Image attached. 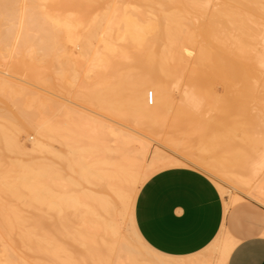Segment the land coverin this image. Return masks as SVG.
Listing matches in <instances>:
<instances>
[{
	"label": "bare ground",
	"instance_id": "1",
	"mask_svg": "<svg viewBox=\"0 0 264 264\" xmlns=\"http://www.w3.org/2000/svg\"><path fill=\"white\" fill-rule=\"evenodd\" d=\"M145 1V7L140 2L147 11L135 6L133 0L129 4L121 0L122 5L119 1L102 6L105 10L90 16L83 8L77 14L66 11L67 0H0V60L10 59L6 71L9 68L13 74H0V94L14 106L10 108L14 110L0 113L4 119L0 145L15 155L13 161L11 157V162L4 163L6 168L0 164V209L9 210L0 213V264H226L235 245L227 233L212 245L216 256L212 262L197 258L199 255L163 257L137 238L130 214L134 192L149 173L168 165L195 166L264 203V152L238 167L215 155L207 157L205 146L199 152L186 149L172 155L151 148L153 139L135 128L106 122L61 100L52 101L48 94L31 87L37 84L69 91L73 101L141 128L165 115L174 97L165 83L166 73L159 75L184 65L182 52L193 37L188 38L187 31V37H182L179 29L185 31L182 21L186 18L178 8L200 7V2ZM147 71L161 73L154 77L156 74ZM190 90L191 86L184 87V97ZM184 114L181 110L175 113ZM27 132L33 134L29 145L19 137ZM52 142L64 150L59 151ZM243 155L246 159L247 153ZM216 183L227 205L242 199ZM3 197L12 200V208L2 204ZM92 219L103 236L100 242L85 227Z\"/></svg>",
	"mask_w": 264,
	"mask_h": 264
},
{
	"label": "rangeland",
	"instance_id": "2",
	"mask_svg": "<svg viewBox=\"0 0 264 264\" xmlns=\"http://www.w3.org/2000/svg\"><path fill=\"white\" fill-rule=\"evenodd\" d=\"M114 1L115 0H67L65 4V10L68 12L71 11L73 14H77L78 10H81V8H83V10H86V13L89 11V13H91L90 16H93L98 13V11L101 12L105 10L104 7H106L107 5H112V3L114 5L115 2H117V4L119 1L121 2V0H116L115 2ZM123 1V4L128 1L129 2L126 4L130 3V0H122V2ZM134 1L135 0H133V2ZM140 1H142L143 6L145 7L147 3L145 0L135 1V6H141L142 4ZM176 1L180 2L181 0ZM198 1L200 2V7L195 8L185 6V8L182 9L180 7V4H178L179 2L176 3L179 5L178 7H180L178 8V11H180V13H182L186 18L182 21L183 25H186L185 31L183 27L180 28L181 23L179 25L180 27L178 26L180 28L179 30H181L180 32H182V37H187L189 35L188 38H191L190 36L193 35L192 38H194V42L191 43V38V44L189 43L185 47V50H183L182 52L184 57L186 58L184 60V65L170 71H162V73H153V71H147L150 72V74L148 73L149 75L153 76L154 74H156V76L154 75V77H157L159 73H161L159 75L160 77L163 76L164 73H166L167 78L165 83H167V86L169 85L171 94L174 97V101L173 103L171 102V106H168L170 111L164 113L166 117L165 115H161V118L158 116L159 119H154L156 121H153L154 123L151 122L148 125L147 122H143L144 124H146L144 125V127L142 125L144 129L141 128V125L138 126L139 124L137 126H134L135 124L133 122L129 121L130 123H128L125 120L123 121V119L118 118L113 114H108L107 111L105 112V110L101 111L100 109H97L87 103H80V101L76 100L73 101L74 99H72L73 97L70 98L72 95L69 91L63 90L65 91L63 92L62 90L58 91L53 88V90L47 87L42 88V86H39L37 84H31V87L36 89L38 92H41L42 94H48L47 96L51 98V100H61L62 102L73 105L80 110L87 111L89 112V114L91 112V114L97 115V117L99 116L100 118H104L106 119V122L108 121L110 123L117 124L123 123L124 125L135 128L136 130H138V133L140 132L146 137L150 136L149 138L154 140L150 142L151 148L156 146L169 154L175 155L176 153H180L182 151H185L186 149L199 152L201 148L205 146V148L207 147V149L209 150H206L207 155H205L207 157H212L211 155H215L217 157H220L222 160H225L229 165L231 164V166L234 164V167H238V165L244 166L245 163L249 164L250 160L257 158L264 152V146L260 145L261 142H264V0H241L244 2L238 3V0H227L226 2L223 0ZM205 1L207 2L205 4H202ZM171 4L173 5V3ZM236 4H238V6ZM78 5L82 6L79 7ZM93 5L100 8L94 7V9ZM154 5L156 4L154 3ZM76 6L79 8H76ZM173 6H175V4ZM85 7H88L89 9L87 8V10ZM139 8H137V10H139ZM141 8L145 9L142 6ZM171 8L173 7L171 6ZM184 32L188 33L187 36ZM196 43L200 44L201 46ZM204 46H206L207 49H204ZM202 51L205 53H203ZM197 55L199 57H197ZM212 55H215L214 57L216 59ZM219 56H224V58L221 59ZM193 58L197 61H195L196 63L193 62ZM214 59L217 62L214 63ZM224 59L227 61L224 62ZM229 59L231 62H229ZM7 60L10 61V59H7V57L0 60V74L2 76H9L8 74L13 75L11 71H8L9 68L6 71L8 64ZM233 60H238V64ZM188 63H192V66L190 65L189 67ZM195 65L197 67L199 66L200 69H198ZM212 65L215 67H213ZM225 67L227 68L225 69ZM191 68L192 70H190ZM147 72L145 73L147 74ZM15 76H17L16 79L21 77H19V75ZM22 78L23 77H21L20 79ZM20 79L18 80H23ZM90 80L91 79H89V81ZM187 85L191 86V94H189L187 97H184L182 90ZM68 92L70 93V95ZM0 95V101H4L3 103L0 102V113H4L5 109L14 108L10 101H8L7 99V101L4 100L5 97H2V94ZM5 101L7 102V104L5 103ZM4 104H6V107L4 106ZM179 110L186 114L180 116L175 115V113ZM0 118V124H3L4 119L3 117ZM207 118L209 120H206ZM201 125L203 127H201L200 129L199 127ZM19 137L21 138L20 140L22 142H24L26 145H29V142L31 140L30 138L33 137V134L31 132H27L26 134L21 133ZM214 142L215 144H217V146L214 145ZM243 143L247 145H244ZM52 144L53 147L59 149V151L64 150V147L57 142H52ZM222 144L224 147H229V150L222 147ZM2 146L3 145H0V153L3 151L5 155L3 154V152L1 153L0 157L2 158H0V164L2 162L1 167L4 169L6 168L7 162H11V157L12 161L14 160L15 155L12 152V154L10 155V151L7 150L6 147L2 148ZM258 149L261 152H258ZM241 150H243L244 153L241 152ZM242 153H247V157L251 156V158L249 157L247 159L246 157V159H244L246 155H243ZM6 154L8 155L9 159ZM3 155L7 157L5 158L7 159L6 161L4 160ZM242 155L243 158H240V156ZM226 159L230 161H227ZM233 160L237 161L232 162ZM5 162L6 164H4ZM3 165H5V167ZM192 167L203 172L212 181H217L218 183L222 184L228 193H236L242 198L238 203L232 204L229 209H232L240 203L244 204L250 202L264 211V203L257 202L256 200L247 196L244 190L241 193V189H232V187L228 183L219 181L211 175L205 173L204 171L194 166ZM263 168L264 164L262 166V171ZM242 173L244 174V172H241V174ZM153 174L154 173H151L150 176ZM149 177H147V179ZM140 187L141 186H139V188ZM2 204L7 207H13L12 200L6 197H3ZM7 211L9 212L7 208L0 209V213L2 212L3 214L8 213ZM90 222L89 224L85 223V227L88 229V233H90V235L96 241L100 242L103 236L102 234H100V230L96 229L97 225L94 223V220L92 219ZM226 229L230 234H232L227 226ZM146 257L150 258V256L148 255ZM199 257L207 259L206 261H214V257L216 256L213 246L202 250L197 258Z\"/></svg>",
	"mask_w": 264,
	"mask_h": 264
},
{
	"label": "crops",
	"instance_id": "3",
	"mask_svg": "<svg viewBox=\"0 0 264 264\" xmlns=\"http://www.w3.org/2000/svg\"><path fill=\"white\" fill-rule=\"evenodd\" d=\"M151 173L131 203V222L143 245L181 259L199 255L227 233L235 245L226 264H264L262 209L250 202L229 209L232 204L227 205L219 185L191 165H168Z\"/></svg>",
	"mask_w": 264,
	"mask_h": 264
}]
</instances>
